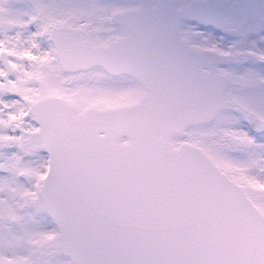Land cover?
Returning <instances> with one entry per match:
<instances>
[{
    "label": "snow or ice",
    "instance_id": "6c2138e0",
    "mask_svg": "<svg viewBox=\"0 0 264 264\" xmlns=\"http://www.w3.org/2000/svg\"><path fill=\"white\" fill-rule=\"evenodd\" d=\"M0 264H264V0H0Z\"/></svg>",
    "mask_w": 264,
    "mask_h": 264
}]
</instances>
